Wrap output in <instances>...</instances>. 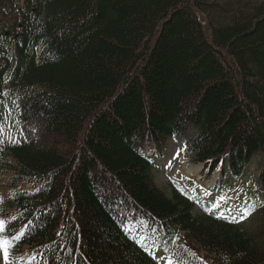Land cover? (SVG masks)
<instances>
[{"label": "trees", "instance_id": "16d2710c", "mask_svg": "<svg viewBox=\"0 0 264 264\" xmlns=\"http://www.w3.org/2000/svg\"><path fill=\"white\" fill-rule=\"evenodd\" d=\"M172 138L210 173L221 163L222 181L264 159V0H0V217L13 248L36 264H153L126 231L149 219L139 227L184 234L204 256L182 254L194 264H264V201L252 233L194 214L178 183L155 185L146 144L162 154ZM255 186L264 193V168Z\"/></svg>", "mask_w": 264, "mask_h": 264}, {"label": "rangeland", "instance_id": "374dc122", "mask_svg": "<svg viewBox=\"0 0 264 264\" xmlns=\"http://www.w3.org/2000/svg\"><path fill=\"white\" fill-rule=\"evenodd\" d=\"M189 134L192 135V132ZM193 136V135H192ZM167 144V149L165 151V157L161 160V156H157L161 161L159 162L158 171L154 172L156 184L159 188L167 189V185L169 183V178L164 175V171L171 170L178 179H183L187 177V175H198L197 170L200 166L192 167L190 165H186L184 162L177 161V155L182 147V140L175 138L171 139ZM263 167L262 156L261 154L254 155L249 164L245 169V176L241 180L231 179L228 184V190L226 194L219 198L218 205L220 207V211L228 212L234 214L236 216L243 218V223H245V228L254 233L257 230L259 225V218L254 214V212H249L250 214L245 215L244 209L246 208L247 202L252 200L254 204L259 203L263 198V194H258L256 199H252L254 196V189L252 188V183L259 174L261 168ZM205 168L202 169V171ZM201 170V169H200ZM185 174H184V173ZM200 172V171H199ZM170 173V174H171ZM203 176V175H201ZM197 180L200 181V178L197 177ZM211 178L207 181L210 182ZM226 186V183L224 184ZM212 190V189H211ZM196 191L198 192L197 196L202 198H211L216 199L215 194H210L207 191V185L202 182V184H197ZM240 202V207L236 206V203ZM228 206V210H226L224 205ZM264 244V240H261Z\"/></svg>", "mask_w": 264, "mask_h": 264}, {"label": "bare ground", "instance_id": "6f19581e", "mask_svg": "<svg viewBox=\"0 0 264 264\" xmlns=\"http://www.w3.org/2000/svg\"><path fill=\"white\" fill-rule=\"evenodd\" d=\"M173 139H175V138H173ZM182 144H183V141H182ZM154 151H155L154 153H151L153 158L154 157L157 158V156L163 155V153L161 154L160 152H157L156 150H154ZM200 169H201V167L199 168L198 173H199Z\"/></svg>", "mask_w": 264, "mask_h": 264}, {"label": "snow or ice", "instance_id": "6c2138e0", "mask_svg": "<svg viewBox=\"0 0 264 264\" xmlns=\"http://www.w3.org/2000/svg\"><path fill=\"white\" fill-rule=\"evenodd\" d=\"M248 214H250L249 212H245V215H248ZM2 224H3V222H0V226H2ZM0 243H6V242H0ZM7 258V256H6V250H5V259Z\"/></svg>", "mask_w": 264, "mask_h": 264}]
</instances>
